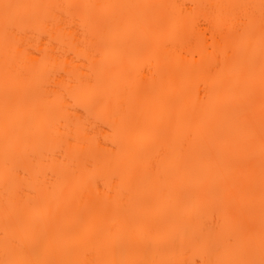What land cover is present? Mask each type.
<instances>
[{"label": "bare ground", "instance_id": "obj_1", "mask_svg": "<svg viewBox=\"0 0 264 264\" xmlns=\"http://www.w3.org/2000/svg\"><path fill=\"white\" fill-rule=\"evenodd\" d=\"M262 260L264 0H0V264Z\"/></svg>", "mask_w": 264, "mask_h": 264}, {"label": "snow or ice", "instance_id": "obj_2", "mask_svg": "<svg viewBox=\"0 0 264 264\" xmlns=\"http://www.w3.org/2000/svg\"><path fill=\"white\" fill-rule=\"evenodd\" d=\"M8 7H10L9 5H5V8H8ZM260 264H264V260H262L261 262H260Z\"/></svg>", "mask_w": 264, "mask_h": 264}]
</instances>
